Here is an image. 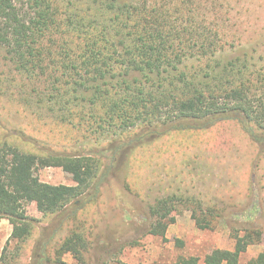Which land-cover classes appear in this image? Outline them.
Masks as SVG:
<instances>
[{"label": "trees", "instance_id": "obj_1", "mask_svg": "<svg viewBox=\"0 0 264 264\" xmlns=\"http://www.w3.org/2000/svg\"><path fill=\"white\" fill-rule=\"evenodd\" d=\"M232 8L225 0H0V47L28 98L46 111L34 115L116 145L117 154L224 121L263 146L264 54L258 52L264 45L242 38L247 30L232 22L239 15ZM28 98L19 101L27 105ZM50 167L61 168L73 185H51L33 174ZM101 167L90 152L44 156L0 143V220L12 225L10 240L24 242L32 234L28 202L45 217H63L68 228L57 248L44 243L36 249V264L43 257L68 264L65 254L91 264L84 257V207L95 201ZM180 205L203 210L193 199L168 195L150 207L148 233L166 240ZM205 212L206 219L195 220L199 229L222 219L214 207ZM261 239L259 229L247 230L232 249L204 255L203 264H239ZM198 263L189 257L175 264ZM247 264H264V250Z\"/></svg>", "mask_w": 264, "mask_h": 264}, {"label": "rangeland", "instance_id": "obj_2", "mask_svg": "<svg viewBox=\"0 0 264 264\" xmlns=\"http://www.w3.org/2000/svg\"><path fill=\"white\" fill-rule=\"evenodd\" d=\"M225 2L239 13L232 22L247 30L242 38L264 45V0ZM24 83L4 60L0 47V143L44 156L90 152L102 163L95 201L84 207L89 220L82 227L88 242L86 261L175 264L180 258L197 257L198 264H203L204 255L214 249H232L235 238L250 229H259L262 239L248 247L239 264H247L264 250V145L252 142L236 123L224 121L202 131L170 132L120 155L116 145L107 147L103 140L84 138L47 119L46 114L34 115L46 111L28 98ZM24 97L29 100L27 105L19 101ZM33 174L51 185H73L61 168H36ZM172 194L197 201L203 210L200 214L190 205L178 206L171 213L175 221L162 240L148 233L149 209ZM206 206L214 207L222 219L202 230L195 220L200 215L206 219ZM25 209L36 222L32 234L24 242H16L10 240V223L0 228V264H36L37 248L49 243V249H55L68 234L63 217H45L32 202ZM61 260L76 264L70 254Z\"/></svg>", "mask_w": 264, "mask_h": 264}, {"label": "crops", "instance_id": "obj_3", "mask_svg": "<svg viewBox=\"0 0 264 264\" xmlns=\"http://www.w3.org/2000/svg\"><path fill=\"white\" fill-rule=\"evenodd\" d=\"M8 226V225H10L9 224V222L7 221V220H5V219H2L1 221H0V228H5V226ZM4 230V229H3Z\"/></svg>", "mask_w": 264, "mask_h": 264}]
</instances>
